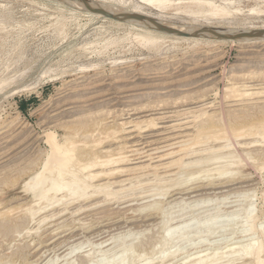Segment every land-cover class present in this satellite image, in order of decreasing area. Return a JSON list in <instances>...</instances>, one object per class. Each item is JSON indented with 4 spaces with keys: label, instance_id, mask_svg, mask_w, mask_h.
I'll return each instance as SVG.
<instances>
[{
    "label": "rangeland",
    "instance_id": "374dc122",
    "mask_svg": "<svg viewBox=\"0 0 264 264\" xmlns=\"http://www.w3.org/2000/svg\"><path fill=\"white\" fill-rule=\"evenodd\" d=\"M107 1L108 3L113 2ZM135 1L138 3V0H134V2L128 0L130 8L135 7L137 4ZM217 3L227 6L231 11L224 22H219L218 19H215V22L213 21L215 23L214 27L220 29V31L234 33L237 30L264 28V0H217ZM170 11H173V9H170ZM136 12L139 15L151 18V20L159 19L158 14L150 12V8L147 6H143L142 10ZM163 20H166V18ZM179 20L178 18L174 19L178 24H181L179 22L183 20ZM150 24L154 25L153 21ZM55 25L58 27L55 28ZM198 27H204V24L203 26L200 24ZM136 32L138 31L131 29L130 25L118 26L116 19L95 14L90 9L79 7L69 1L0 0V207L1 209H3L2 207L12 208L7 217L5 215L0 216V264H73L75 262V264H93L94 262H96L94 264H100L102 260L101 264H104L107 260L118 259L119 261L123 258L121 256L123 253L125 261H128L125 262L126 264H142V260L153 255L154 248L160 254V251H165L164 248L171 244L174 245L171 248L172 250L179 249L178 244H181V242H178L180 239L179 233L176 234L179 237L178 240L176 235L175 240L174 237L167 236L169 226L173 228L174 226H182L183 224L187 226L186 224H188V228L185 229L191 231L193 228L194 233H191L192 237H195V228L208 222L207 220H211L213 225L218 222L213 228L216 230V234L212 233L209 237L207 235L203 236L202 240L206 244L202 241L204 245L201 243L202 246L199 248L193 246L191 248L189 246L191 241L185 244L186 247L189 246L188 248L180 245L181 250H179V253L177 252V259L167 261L166 264H182L194 260V257L198 258L201 255L212 254V252L214 254L216 250L215 253L219 256H222L219 253L228 252V256L225 253V258L222 257L224 259H220L222 260L220 263L224 261V264L226 262H229L228 264H231V262L232 264H241V259L237 258L236 253H234L237 251L235 247L247 244L249 240L251 241L252 238H257L260 235V232L253 235L247 234V232L244 233L248 223L247 218H245L246 214L244 215L245 208L248 207V209H251H249L250 212L254 211L253 213L259 214L257 226H259V229L261 226V229H264V168H260L264 163V144L263 146H244L242 143L253 141L254 137L236 139L232 133L233 131L230 130L231 128L229 129L230 125L237 128L243 124L250 125L259 122L264 124V97L261 94L245 96V100L239 101H244L241 106L240 104H232L238 102H231V98L226 97L233 83H236V86L239 85L241 89L255 88V90H250L251 92L257 91L256 87H260V85L264 86L263 37H256V39H252L253 41L242 40L234 44L232 42H217L213 45L196 47L174 43L175 39H170L166 42L167 44L160 45L158 50H148L136 44L134 39ZM16 34L17 38H15ZM168 35H171V33H168ZM119 38L122 45L116 47V45L110 43L106 48H102L105 39L114 41ZM129 42L135 47L132 45L131 47ZM91 43H95L94 45L97 46L96 51L88 50ZM228 87H230L229 90H227ZM211 100H214V106L208 108L209 112L216 111L218 117L224 119V121L221 120L220 126L217 128L226 127L224 125L226 123L227 133L229 132L230 135L226 133L225 141L223 139L214 143L219 146V143L230 142L228 147L226 146L227 148L218 149L219 152L216 148L211 152L210 150H207V152L200 151L202 154L200 152L194 153V155L188 154L189 156L186 155L184 158L183 167L172 169L173 171H166L160 167L159 170L157 169V174H155L152 168L139 169V172L137 170L135 175L124 177L130 179L124 182L123 186H111L114 191L123 189L116 199H111V196H105L103 193L101 195L104 196L90 201L69 199L67 201L69 203L68 209L64 210L62 214L56 215L57 217L54 216L46 220L48 222L44 221V224L43 222L39 224L41 213L36 220L33 219L34 222L32 221L29 213L30 209H37L40 205H45L46 202L43 200L40 201V204L39 199L36 200L25 189L33 176L43 169L44 163L51 152L47 140L49 132L55 133L61 143L65 141L67 136L74 142L77 149L74 153L77 157L74 167H79L96 156H106L107 154L116 156L120 151L121 144L123 150H129L133 141L141 138L138 135H143L144 140L155 139L160 141L155 147L160 146L159 150L162 151L165 148L161 146L169 142V140L168 142L165 141L166 139L162 140L163 137L174 136L182 132L195 134L194 128L189 126L182 129L185 123L192 125L191 120L193 117L184 119L185 116H182L180 119H178L179 117H170L166 120L158 119L156 120L158 122L157 127L150 130H147L149 129L147 122H141L139 125H136V123L150 116H160L159 114L150 113L185 109L191 106L193 108L194 105H201L202 102ZM21 104L24 105V109L21 108ZM153 109L155 110L153 111ZM147 114L150 115L147 116ZM181 119L186 122L179 124L182 121ZM142 125L143 127H141ZM181 139L183 138H178V140ZM211 141L204 144L199 143L197 144L198 147L195 145V148L202 150L209 145H214ZM261 141L263 142V140ZM86 147H89L90 150ZM81 150L84 151L83 155L80 154ZM228 153H230V156ZM219 155L226 158H220ZM218 157L219 159H217ZM239 158L244 159V162L242 161L243 166L241 164H237L239 166L236 164L231 165L232 162H227L231 159L239 160ZM196 159H202L203 162H206L202 165L199 160L200 164L195 162L194 165L192 161H197ZM216 160H221V162H216ZM158 163L161 162H154V164ZM229 164L230 166H228ZM229 167V171L251 175V180L247 182L250 185L236 189V192L231 193L228 197L226 196L227 192L211 193L207 196L203 195L206 196L205 200L203 198L199 201L196 198H187L188 195L182 196L186 199H183L181 195L180 197L174 195V191H179V186L182 185L179 181L185 183V178L191 180L188 181L189 184H204L220 180L235 185L237 175L233 174L232 177L230 174H225L228 177L219 176L218 170ZM143 170L144 172H142ZM185 174L193 175L196 181L193 176H188V179ZM177 180L181 184L175 183ZM105 181L107 182L108 179L97 180L95 183ZM173 181H175V185ZM169 182L176 186V189H171L174 186H170ZM184 185L180 187H185ZM166 186L167 188H165ZM132 187L134 191L131 189ZM243 188L245 192L242 190L240 193ZM165 189L170 192L168 190V193L164 192ZM208 190L215 191V189ZM227 198L229 200L227 202L231 201L230 203L223 202ZM92 204H95L92 206L93 209L89 207L85 211L84 209L78 210L80 205L89 206ZM64 207L65 204L61 205L60 203L54 209H49L43 214L54 211L59 212ZM151 207L152 209H150ZM146 217L147 219L150 218L149 221H145ZM172 217L173 219H171ZM133 218H138L140 221L127 224L126 221ZM212 218L215 220H212ZM199 222L200 224H198ZM16 224L21 228H18ZM219 224L220 227H218ZM221 224H224V227ZM60 225H63V227ZM58 227L60 228L57 229ZM220 228L222 229L219 230ZM58 232H63V234ZM59 236L63 237L56 239ZM165 236L169 238L167 240H165L166 238L163 239ZM195 238L199 240L197 237ZM169 239H173L177 243ZM193 239H191L192 242ZM53 240L56 241L50 245L49 242ZM67 240L70 242H66ZM81 240H84L82 246L74 247V244ZM102 241H108V244H101ZM211 242L214 244H210ZM47 243L48 245H46ZM168 243L169 245H167ZM183 247L185 249H182ZM50 248L56 250H52L51 254L45 259L37 260L43 251ZM127 248H130V251ZM73 249H76V251L71 253ZM124 250L125 252H123ZM209 251L210 253H208ZM232 254L235 258L230 256ZM157 256L159 254L155 257ZM226 258L227 260H225ZM50 259L52 261H49ZM234 259L238 260L235 261ZM118 261L116 260V263ZM158 261L155 260V264H163Z\"/></svg>",
    "mask_w": 264,
    "mask_h": 264
},
{
    "label": "bare ground",
    "instance_id": "6f19581e",
    "mask_svg": "<svg viewBox=\"0 0 264 264\" xmlns=\"http://www.w3.org/2000/svg\"><path fill=\"white\" fill-rule=\"evenodd\" d=\"M60 1H69L71 2L72 4H75V5H78L79 7H84V8H88L90 9V7H99V8H102L104 9L105 11H110L112 13H125V12H129V13H132L134 15H139L137 14V10H142V7L143 6H147L148 8H150V12H156V14H158V18L159 19H156V20H159V22H161L164 26L166 27H169L171 29H174L176 31H180L182 32L181 34L180 33H171V35H168L169 32L167 31H162V30H159L157 28V26L154 24H150L151 22V18H147L145 16H142V18H137V17H128V18H123V19H118V18H114L116 19L117 21V25L118 26H125V25H130L131 29H135L137 30L138 32H136L134 34V39L136 40V44H138V46L142 47V48H146L148 50H158L160 48V45L162 44H167L166 42L170 41L171 40H174V43H182V44H187L189 46H192V47H196V46H200V45H213L214 43H219V42H232L233 44L234 43H237V42H241L242 40H246V41H251L252 39H256V37H258L257 35H260V34H257V33H254L253 35H250V36H245V38H239V39H230V40H223V39H220L219 37H217L216 35H214L213 33H211L210 31H207L210 27H214L215 26V19H218L219 22H224L231 14V11L229 10V8L227 6H223L221 4H218L217 3V0H138V3L135 5V7L133 6V8H130V6L128 5V0H109L110 2L113 1L112 3H108L107 0H88L89 3L87 2H84L83 0L80 1V0H60ZM91 1V2H90ZM230 1V0H228ZM134 2V0H133ZM223 2V1H222ZM234 2V1H233ZM238 2V1H237ZM225 3V2H224ZM228 3V2H227ZM141 4H143V6H141ZM116 6V7H115ZM170 9H173V11H170ZM152 10V11H151ZM90 11L94 12L95 14H100V15H104L103 13H101L100 11H95L93 9H90ZM234 11V10H233ZM251 13V12H250ZM106 16V15H104ZM252 16V15H251ZM103 17V16H102ZM108 17V16H106ZM110 18V17H109ZM112 18V17H111ZM166 20H163L165 19ZM175 18H178L180 20H183L179 23L181 24H178L177 21H174ZM142 19V20H141ZM143 20H146V21H143ZM179 20V21H180ZM229 20V19H228ZM232 20V19H231ZM214 21V22H213ZM115 22V21H113ZM177 22V23H176ZM228 22V21H227ZM230 22V21H229ZM116 23V22H115ZM231 23V22H230ZM203 26L204 24V27H198V25L200 26ZM59 25V24H58ZM58 27V26H57ZM56 25H55V28H57ZM23 28V27H22ZM54 28V29H55ZM59 28H61L59 26ZM63 28V27H62ZM216 28V27H214ZM2 29V28H1ZM201 29V31H200ZM264 29V28H263ZM4 30V29H3ZM21 30V29H20ZM18 30V31H20ZM61 30V29H60ZM220 30V29H219ZM5 31V30H4ZM105 31V30H104ZM200 31L197 35H193L194 32H198ZM6 32V31H5ZM57 32V31H56ZM60 32V31H59ZM184 32V33H183ZM225 32V31H223ZM236 32V31H234ZM4 33V32H2ZM17 33V32H16ZM23 33V32H22ZM104 33V32H103ZM121 33V32H120ZM8 34V33H7ZM18 34V33H17ZM17 34H16V37L17 38ZM124 33H122L123 35ZM20 35V34H18ZM105 35V34H104ZM125 35V34H124ZM14 36V35H13ZM120 36V35H119ZM131 36V34H130ZM21 37V35H20ZM126 37V35H125ZM263 39H264V35H262ZM103 38V36H102ZM101 38V39H102ZM121 38V37H120ZM120 38L119 39H113L114 41H112V39H109V40H106L105 39V43L103 44L102 48H106L110 43L111 44H114L117 46H120L122 45L121 41H120ZM10 39H11V36H10ZM123 39V38H122ZM183 39V40H181ZM4 40V39H2ZM18 40V39H17ZM22 40V39H21ZM111 40V41H110ZM124 40V39H123ZM122 40V41H123ZM133 40V39H131ZM252 40V41H253ZM6 41H8L6 39ZM13 41V40H12ZM16 41V40H15ZM127 41V40H126ZM129 41V40H128ZM5 42V41H4ZM101 42V41H100ZM99 42V43H100ZM3 43V42H1ZM15 43V42H14ZM21 43V42H20ZM124 43V42H123ZM130 43V46H134L133 44ZM128 43V44H129ZM135 43V42H134ZM10 44V43H8ZM95 44V43H94ZM94 44H90L89 47H88V50L92 49L94 51H96V45ZM135 44V45H136ZM5 45V44H4ZM12 45V44H11ZM10 45V46H11ZM97 45H98V42H97ZM222 45V44H221ZM13 46V45H12ZM15 46V45H14ZM131 46V47H132ZM135 47V46H134ZM219 47V46H218ZM11 48V47H9ZM164 48H165V45H164ZM163 48V49H164ZM211 48V47H210ZM8 49V47H7ZM121 49V48H120ZM6 50V49H5ZM124 50V49H123ZM198 50V49H197ZM10 51V50H9ZM128 51V50H127ZM162 51V50H161ZM7 52V51H6ZM160 52V51H159ZM167 52V51H166ZM197 52V51H195ZM165 53V52H164ZM190 53V52H189ZM4 55V54H3ZM9 55V54H8ZM169 56V55H168ZM172 56V55H171ZM190 56V55H189ZM116 62V61H115ZM240 65V64H239ZM251 65V64H250ZM254 72V70H253ZM252 72V73H253ZM263 72V71H262ZM250 73V71H249ZM251 73V74H252ZM245 74V73H244ZM257 74V73H256ZM260 74V73H259ZM249 75V74H248ZM253 75V74H252ZM264 75V74H263ZM240 76V75H239ZM243 76V75H242ZM250 76V75H249ZM248 76V77H249ZM255 76V75H254ZM261 76V75H260ZM259 77V76H258ZM246 78H247V75H246ZM252 78V77H251ZM257 78V77H256ZM235 79V78H234ZM254 79V78H253ZM236 83H233V85H231V88L228 87L227 90H229L230 88V92L227 94L226 97H230L231 99V102H238V103H232V104H240L241 106V103L244 102H239L240 100H243L245 98V96L247 97L248 95H252V94H261L263 95L264 97V86L262 87L260 85V87H256L258 90L257 91H254V92H251L250 90H255V88H249V89H241L238 86L235 85ZM257 84H259L257 82ZM256 84V85H257ZM261 84V83H260ZM226 94V93H225ZM260 95V96H261ZM202 96V95H201ZM224 96V95H223ZM258 97V96H256ZM247 99V98H246ZM264 99V98H263ZM245 100V99H244ZM225 101V100H224ZM228 101V100H227ZM254 101V100H253ZM218 102V101H217ZM256 102V101H255ZM264 102V101H263ZM194 103V102H193ZM157 104V103H156ZM216 104V103H215ZM163 105V104H162ZM160 105V106H162ZM219 105V104H218ZM217 105V106H218ZM223 105V104H222ZM247 105V104H246ZM146 106V105H145ZM144 106V107H145ZM153 106V105H152ZM200 106V107H199ZM214 106V100H211V101H204L201 103V105H194L193 108H185V109H171V110H168V111H160V112H154V113H150V114H159L160 116L158 117H154V116H150L149 118H144V120L139 121L137 122L136 120V125H139L141 122H147V127H149V129L147 130H150V129H155L158 125V122H156V120L158 119H165L166 118H170V117H179L178 119H180V117L182 116H185V118H189V117H193V119L191 120L192 122V125H187V123H185L183 121V119H181L182 121L179 123V124H183V122L185 123L184 124V127L182 129H185L187 128L188 126L191 127V128H194L195 130V134L192 133H178L174 136H166V137H163V139H166L165 141L169 142L161 147L165 148L164 150L160 151L159 147H155V145L160 142L158 140H155V139H151V140H144V136L143 135H138V137H141L139 139H137L136 141H133V143L130 145V149L129 150H123V146L122 144L120 145V151L117 153V155H113V154H107L106 156H96L94 158H91L90 160L84 162L83 164H81L79 167H74L76 165L75 161L77 159L76 155L74 154L75 153V150L76 147H75V144L74 142L67 136L65 138V141L64 142H60V140H58V137L55 133L53 132H49L47 134V140L50 144V147H51V152L50 154L48 155V159L45 161L44 163V166H43V169L36 173L34 176H33V179H31V181L28 183V186L26 187L25 191L32 194L33 197L38 200L39 199V203L41 204L40 201H43L45 200L46 204L45 205H40L37 209H30V216L32 217V221L33 219L36 220L37 219V216L38 215H41L40 219H39V224H41V222H43L44 224V221L48 220L49 218H52L58 214H62V212L64 210H67L68 209V205L69 203L67 202L69 199H76L77 201L78 200H82V201H90V200H93L97 197H102V196H111V199L113 198H118V194H120V192L123 190H113V188H111V186H114V185H124V182H126L128 179L130 178H124L125 176H129V175H132L137 172H139V169H144V168H152L154 170V173L157 174V169L158 168H164L166 171H170L172 169H175L177 167H183V163H185L184 161V158L185 156H189L188 154H193L194 153H197V152H202V151H205L207 152V150L210 152L213 150V149H216L217 148V151L218 149H221V148H224V147H228V145L230 144V142H226L225 144H220L219 143V146L215 145V141H220V140H223L225 141L226 139V136L225 135L227 133V125L226 123L224 124L226 127H219L217 128L219 125V123H221V120L222 118L221 117H218V112L216 111H213V112H209V107H213ZM148 107V106H147ZM159 107V106H158ZM150 108V107H149ZM161 108V107H160ZM165 108V107H164ZM222 108V106H221ZM134 109V108H133ZM146 109V108H145ZM159 109V108H158ZM216 109V108H215ZM139 110H141L139 108ZM143 110V108H142ZM155 109H153L154 111ZM224 110V109H223ZM239 111V110H238ZM110 112V111H109ZM244 112V111H243ZM249 113V112H248ZM123 114V113H122ZM150 114H147V116H149ZM224 114V112H223ZM237 114V113H236ZM117 115V114H116ZM121 115V114H120ZM162 115V116H161ZM229 115V114H228ZM224 116V115H223ZM119 117V116H117ZM225 118V117H224ZM239 118V117H238ZM241 118V117H240ZM244 118H246L244 116ZM125 119V118H124ZM133 119V118H132ZM177 119V120H178ZM264 119V118H263ZM116 120V119H115ZM235 120V119H234ZM189 121V120H188ZM224 121V119L222 120ZM261 121V120H260ZM263 121V120H262ZM174 122V121H173ZM190 122V121H189ZM224 123V122H223ZM228 123V122H227ZM135 124V123H134ZM143 124V123H142ZM146 124V123H145ZM144 124V125H145ZM229 124V123H228ZM176 125V124H175ZM181 126V125H180ZM229 126V125H228ZM233 125H230L229 129L232 130L234 136L236 137V139H247L249 137H254L253 141H248V142H245L244 144L242 143V145L244 146H256V145H262L264 144V124H262V122H259L258 124H243L241 125L240 127H236L237 128H234L232 127ZM143 127V125L141 126ZM146 127V126H145ZM179 127V125H178ZM176 127V128H178ZM126 128V127H125ZM146 130V132H147ZM77 131V130H76ZM144 131V129H143ZM136 132V131H135ZM169 132V131H168ZM181 132V131H180ZM78 133V132H77ZM80 133V132H79ZM143 133V132H142ZM229 133V132H228ZM227 133V134H228ZM131 134V133H130ZM153 134V133H152ZM77 135V134H76ZM90 135V134H89ZM159 135V134H157ZM156 135V136H157ZM229 135V134H228ZM232 135V134H231ZM87 136V135H86ZM191 136V138H190ZM193 136V137H192ZM230 136V135H229ZM60 137V136H59ZM84 137V136H83ZM147 137V136H146ZM188 137V138H186ZM73 138V137H72ZM76 138V136H75ZM169 138V139H168ZM178 138H183L181 140H178ZM228 138V137H227ZM86 139V138H85ZM235 139V138H233ZM235 139V140H236ZM212 140V141H211ZM260 140H263V142ZM213 142L214 145H207L208 147L204 148V149H197L195 148L197 146V144L199 143H209V142ZM229 141V140H228ZM231 141V140H230ZM242 141V140H241ZM126 142V141H125ZM215 142V143H214ZM233 142V141H231ZM235 142V141H234ZM262 144H260V143ZM116 143V142H115ZM114 143V144H115ZM229 143V144H228ZM238 143V142H237ZM236 143V144H237ZM117 144V143H116ZM119 144V143H118ZM127 144V143H126ZM129 145V144H128ZM196 145V146H195ZM202 145V144H201ZM238 145V144H237ZM240 144V146H242ZM98 146V145H96ZM95 146V148H96ZM110 146V145H109ZM125 146V145H124ZM198 147V146H197ZM226 147V148H227ZM233 147V146H232ZM230 147V148H232ZM87 148V147H86ZM94 148V150H95ZM104 148V147H103ZM113 148V147H112ZM127 148V147H126ZM87 149L90 150V148L88 147ZM92 149V148H91ZM98 149V148H97ZM100 149V148H99ZM109 149V148H108ZM49 150V149H48ZM264 150V149H263ZM215 151V150H214ZM191 152V153H190ZM200 152V153H201ZM209 152V153H210ZM219 152V151H218ZM199 153V154H200ZM214 153V152H213ZM249 153V152H248ZM80 154L83 155L84 154V151H80ZM158 154V155H156ZM198 154V155H199ZM202 154V153H201ZM200 154V155H201ZM204 154V153H203ZM206 154V153H205ZM230 153H228L229 155ZM233 154V153H231ZM251 154V153H249ZM47 155V154H46ZM199 155V156H200ZM227 155V154H226ZM196 156V155H195ZM213 156V155H212ZM220 156V155H219ZM225 156V155H224ZM230 156V155H229ZM232 156V155H231ZM248 156V154H247ZM251 156V155H250ZM191 157V155H190ZM217 157V156H216ZM237 157V156H236ZM46 158V157H45ZM212 159V157H210ZM214 158V156H213ZM220 158H223L222 156H220ZM226 158V157H224ZM223 158V159H224ZM231 158V157H230ZM233 158V157H232ZM206 159V158H205ZM216 159V158H215ZM214 159V161H215ZM219 159V157L217 158ZM251 159V158H250ZM45 160V159H44ZM197 160V159H196ZM200 160V161H199ZM197 161H192V163H194L195 165V162L199 163L201 162L202 163H205L202 161V159H199ZM222 160V159H221ZM220 161H217L216 162H221ZM244 159H240L239 160L237 159H231V160H228L227 162H232L231 165H237V164H244L243 161ZM146 161H148V163H146ZM199 161V162H198ZM208 161H210L208 159ZM223 161V160H222ZM243 161V162H242ZM154 162H161V163H158V164H154ZM191 163V162H190ZM191 163V164H192ZM196 163V164H197ZM213 163V162H212ZM262 163V162H261ZM183 164V165H182ZM189 164V163H188ZM187 164V165H188ZM200 164V163H199ZM210 164H211V161H210ZM215 164V163H214ZM223 164V163H222ZM225 164V163H224ZM227 164V163H226ZM262 167L260 166L261 169L264 168V163H262ZM190 165V164H189ZM203 165V164H202ZM254 165L256 166V164L254 163ZM210 166V165H209ZM224 166V165H223ZM230 166V164L228 165ZM239 166V165H237ZM243 166V165H242ZM202 167V166H201ZM259 168V169H260ZM181 169V168H180ZM230 167L229 168H226V169H223V170H218L219 171V176L221 175H224V176H227L228 174H230V176L232 177V175H237V182H235L233 184H227V182H223V181H218V182H209V183H204V184H196V183H191L189 184V177L188 176H191V175H186L188 177L189 180H186V178L184 179L185 183H183L182 181H179L182 183V185H184L185 187H180L182 185L179 186V191H174V195H181V197L183 195L187 196V198H196V200H200V199H203L205 200L207 194H211V193H223V192H227V197L228 195H230L231 193H235L236 189H239L241 187H244V186H248L250 185L249 182L251 179V175L249 176L248 175H245V174H241L240 172H237V171H229ZM233 169V168H232ZM159 170V169H158ZM179 170V168H178ZM202 170V169H201ZM173 171V170H172ZM176 171V170H175ZM47 172H49V174H47ZM144 172V170L142 171ZM149 173V172H148ZM153 173V174H154ZM166 173V172H165ZM164 173V174H165ZM169 173V172H168ZM167 173V174H168ZM171 173V172H170ZM240 173V174H239ZM150 174V173H149ZM161 174V173H159ZM166 174V175H167ZM173 174V173H171ZM227 174V175H225ZM239 174V176H238ZM148 175V174H147ZM218 175V174H217ZM146 176V175H145ZM158 176V175H156ZM160 176V175H159ZM193 176V175H192ZM191 176V177H192ZM205 176V175H204ZM213 176V175H212ZM217 176V177H219ZM220 176V177H221ZM133 177V176H132ZM194 177V176H193ZM206 177V176H205ZM228 177V176H227ZM234 177V176H233ZM180 178V177H179ZM183 178V177H182ZM200 178V177H198ZM208 178V177H207ZM206 178V179H207ZM216 178V177H215ZM103 179H108V181L106 182H103V183H98L96 184L95 181L97 180H103ZM113 179V181L110 182V180ZM140 179V178H139ZM176 179V178H175ZM195 179V177H194ZM203 179V178H202ZM219 179V178H218ZM138 180V179H137ZM179 180V179H178ZM178 180L175 182L173 181V183H179ZM210 180V179H209ZM235 180V179H234ZM129 181V180H128ZM191 181V180H190ZM196 181V179H195ZM226 181V179H225ZM99 182V181H98ZM131 182V181H130ZM155 183V182H154ZM167 183V182H166ZM170 183V182H169ZM174 183V185H175ZM179 183V184H181ZM188 183V184H186ZM232 183V182H230ZM163 184V183H161ZM171 184V183H170ZM206 184V185H205ZM241 184V185H240ZM244 184V185H242ZM134 185V184H133ZM132 185V186H133ZM166 185V184H165ZM173 184H171L170 186H172ZM173 185V186H174ZM178 186V184H177ZM25 187V186H24ZM140 187V186H139ZM169 187V186H168ZM130 188V186H129ZM128 188V189H129ZM135 188V187H134ZM162 188V187H161ZM167 188V186L165 187ZM171 188V187H170ZM176 189V186H174L173 188L171 189ZM133 189V187L131 188ZM208 189H215V191H209ZM250 189V188H249ZM136 190V189H135ZM160 190V189H159ZM164 190V188H163ZM166 190V189H165ZM168 190V189H167ZM164 191L166 193H168V191ZM220 190V191H219ZM243 190L244 191V188L240 190V193L241 191ZM246 190V189H245ZM251 190V189H250ZM249 190V191H250ZM134 191V189H133ZM161 191V190H160ZM253 191V190H252ZM251 191V192H252ZM124 192V191H123ZM144 192V191H143ZM156 192V191H155ZM170 192V191H169ZM101 193H103L101 195ZM247 193V191H246ZM245 193V194H246ZM125 194V193H124ZM160 194V193H159ZM163 194V193H162ZM170 194V193H169ZM61 195V196H60ZM164 195V194H163ZM166 195V194H165ZM172 195V194H171ZM203 195H206V196H203ZM216 195V194H215ZM225 195V194H224ZM248 195V194H247ZM60 196V197H59ZM138 196V195H137ZM158 196V195H157ZM202 196V197H201ZM218 196V195H217ZM238 196V195H237ZM240 196V195H239ZM243 196V195H242ZM146 197V196H145ZM165 197V196H164ZM177 197V196H176ZM199 197V198H197ZM210 197V196H209ZM225 197V196H224ZM231 197V196H230ZM248 197V196H247ZM254 197V196H253ZM104 198V197H103ZM158 198V197H157ZM162 198V197H161ZM183 198V197H182ZM185 198V197H184ZM183 198V199H184ZM211 198V197H210ZM106 199V198H105ZM166 199V198H165ZM172 199V197H171ZM176 199V198H175ZM186 199V198H185ZM240 199V198H239ZM245 199V198H244ZM251 199V198H250ZM182 200V199H181ZM192 200V199H190ZM249 200V198H248ZM184 201V200H182ZM194 201V200H193ZM210 201V200H209ZM229 201L228 198L227 200L223 201V202H227ZM72 202V201H71ZM101 202V201H100ZM105 202V201H104ZM155 202V201H154ZM161 202V201H160ZM181 202V201H180ZM231 202V201H230ZM230 202H227V203H230ZM234 202H237V201H234ZM241 202V201H240ZM248 202V201H247ZM2 203V202H1ZM62 204H65V207L59 211V212H52V213H45L43 214L44 212H47L49 211V209H54L55 207L58 206V204L60 205ZM68 203V204H66ZM97 203V202H96ZM95 203V204H96ZM103 203V201H102ZM106 203V202H105ZM134 203V202H133ZM184 203V202H183ZM202 203V202H201ZM205 203V202H204ZM252 203V202H251ZM95 204H92V205H89V206H84V205H80L79 209L78 210H81V209H85L86 208H89V207H92L93 205ZM99 204V203H98ZM236 205V204H235ZM241 205V204H240ZM250 205V204H248ZM247 205V206H248ZM252 205V204H251ZM6 206V205H5ZM121 206V205H120ZM152 206V205H150ZM158 206V205H157ZM230 206V205H229ZM155 207V206H154ZM159 207V206H158ZM251 207V206H250ZM3 209H1L0 207V216H8V212L12 210L11 207H2ZM78 208V207H77ZM217 208V207H216ZM219 208V207H218ZM253 208V207H252ZM93 209V207H92ZM152 209V207L150 208ZM220 209V208H219ZM250 209V208H249ZM245 208V213L244 215L246 214V217L247 218V228L246 230L244 231L247 232V234H254V233H257V232H260V235L257 237V238H252V240L247 243V244H243L242 246L240 247H235V249H237L235 255H237V258L241 259L242 263L241 264H264V229H260L258 228L259 226H257V219L259 218V214L257 213H253L254 211L250 212V210ZM22 210V209H21ZM140 210H143V209H140ZM154 210V209H153ZM194 210V209H193ZM249 210V211H248ZM254 210V209H253ZM18 211V209H17ZM126 211V210H125ZM164 211V210H163ZM222 211V210H221ZM79 212V211H78ZM139 212V210H138ZM153 212V211H152ZM155 212V211H154ZM158 212V210H157ZM68 213V212H67ZM73 213V212H72ZM124 213V212H123ZM141 213V212H140ZM14 214V213H13ZM143 214V213H142ZM218 214V213H217ZM264 214V212H263ZM152 215V214H151ZM165 215V214H163ZM171 215V214H170ZM181 215V214H180ZM211 215V214H210ZM242 215V214H241ZM146 216V215H145ZM144 216V217H145ZM162 216V215H161ZM166 216V215H165ZM173 216V215H172ZM213 216V215H212ZM218 216V215H217ZM221 216V215H219ZM57 217V216H56ZM102 217V216H101ZM153 217V216H152ZM169 217V216H167ZM166 218V217H165ZM6 219H9V218H6ZM55 219V218H54ZM53 219V220H54ZM150 218L147 219L146 217V220L145 221H149ZM173 219V217L171 218ZM211 219V218H210ZM212 220H215L212 218ZM241 220V218H240ZM243 220V219H242ZM77 221V220H76ZM140 221V219H131V220H127V224L128 223H138ZM163 221V219H162ZM169 221V220H168ZM167 221V222H168ZM174 221V220H172ZM203 221H206V220H203ZM208 222H205L203 224H200V222L198 224H200L198 227H196L195 229V237H197V239L199 240H196L195 237H192V233L193 232V228L191 229V231L188 229L186 230L185 228H188L187 226H189L188 224H186L187 226H174L173 228H171V226H169L168 224V234L167 236L169 237H174L173 239L175 240L176 238V234H178V236L180 237L179 241L178 242H181V244H178V248L179 249H175V250H172L171 248L174 247V245H171L170 246H167L169 245V243L166 245L167 248L165 247V251L163 250L160 251L161 254L159 253V251L157 252V250L154 248L153 250V255L149 256L148 259H144L142 260L141 262H143L142 264H155V260H159L158 262L159 263H163V264H166L167 261H171L173 259H175L177 257V254L179 253V250H181V246H185L186 247V243L188 241H191L189 245L191 248H199L200 246H202V239H203V236L207 235L208 237L210 236V234L212 235V233H215L216 230H214L213 228L215 227L214 225L218 224L215 223L213 225L212 221L210 223L209 220H207ZM218 221V220H217ZM34 222V221H33ZM32 222V223H33ZM48 222V221H46ZM62 222V221H61ZM64 222V221H63ZM144 222V221H143ZM165 222V220H164ZM171 222V221H170ZM1 223V222H0ZM22 223V222H21ZM27 223V222H26ZM58 223V222H57ZM56 223V224H57ZM118 223V222H117ZM163 223V222H162ZM169 223V222H168ZM194 223V222H193ZM202 223V222H201ZM4 224V223H3ZM35 224V223H34ZM115 224V223H114ZM153 224V223H152ZM190 224V222H189ZM197 224V223H196ZM212 224V225H211ZM1 225V224H0ZM15 225V224H14ZM17 225V224H16ZM21 225V224H20ZM23 225V224H22ZM65 225V224H64ZM149 225V224H147ZM156 225V224H155ZM193 225V224H192ZM222 225V224H221ZM224 225V224H223ZM222 225V226H223ZM228 225V224H227ZM259 225V223H258ZM262 225V224H261ZM3 226V225H2ZM2 226H1V229H2ZM59 226V225H58ZM63 227V225H60ZM128 226V225H127ZM158 226V225H156ZM155 226V227H156ZM164 226V225H163ZM191 226V225H190ZM197 226V225H196ZM18 227V225H17ZM88 227V226H87ZM131 227V226H130ZM167 227V226H166ZM176 227V228H175ZM218 227H220V224L218 225ZM224 227V226H223ZM226 227V226H225ZM16 228V227H15ZM18 228H21V227H18ZM34 228V227H33ZM60 227H58L57 229H59ZM121 228V226H120ZM158 228V227H157ZM217 228V226H216ZM227 228V227H226ZM32 229V228H31ZM39 229V228H38ZM165 229V228H164ZM222 228H220L219 230H221ZM3 230V229H2ZM8 230V228H7ZM10 230V229H9ZM15 230V229H14ZM148 230V229H146ZM150 230V229H149ZM163 230V229H162ZM214 230V231H213ZM226 230V229H225ZM228 230V229H227ZM25 231V230H24ZM37 231V230H36ZM165 231V230H164ZM218 231V229H217ZM16 232V230H15ZM21 232V230H20ZM56 232V231H55ZM85 232V231H84ZM108 232V231H107ZM235 232V231H234ZM233 232V233H234ZM14 233V231H13ZM12 233V234H13ZM22 233V232H21ZM59 234H63V232H58ZM100 233V232H99ZM104 233V232H103ZM194 233V232H193ZM221 233V232H220ZM166 234V233H165ZM216 234V233H215ZM66 235V234H65ZM176 235V236H175ZM246 235V234H245ZM75 236V235H74ZM177 236V240H178V237ZM255 236V235H254ZM257 236V235H256ZM60 237H63V236H59L57 237L56 239L60 238ZM73 237V236H72ZM71 237V238H72ZM75 237H78V236H75ZM81 237V236H79ZM168 237V238H169ZM207 237V238H208ZM113 238V237H112ZM166 238V239H165ZM166 236L163 237V239L167 240L168 239ZM192 238L193 239V242H192ZM73 239V238H72ZM75 239V238H74ZM111 239V238H110ZM173 239H169V240H172ZM205 239V238H204ZM151 240V239H150ZM164 240V241H165ZM176 240V241H177ZM206 240V239H205ZM245 240V239H244ZM56 240H53L51 242H49V244H53ZM84 241V240H83ZM82 240L77 242L76 244H74L77 248L78 245H81L82 243H84ZM66 242H70V241H66ZM108 242V241H107ZM106 241L103 242V243H107ZM153 242V241H152ZM162 242V241H161ZM168 242H171V241H168ZM175 242V241H173ZM204 242V241H203ZM89 243V242H88ZM177 243V242H175ZM183 243V244H182ZM202 243V244H201ZM206 244V242H204ZM216 243V242H215ZM57 244V243H56ZM64 244V242H63ZM67 244V243H66ZM65 244V245H66ZM108 244V243H107ZM161 244V243H159ZM193 244V245H192ZM210 244H214V243H210ZM48 245V243L46 244ZM119 245V244H118ZM134 245V244H132ZM149 245V244H148ZM181 245V246H180ZM188 245V244H187ZM204 245V244H203ZM43 246V245H42ZM53 246V245H52ZM82 246V245H81ZM106 246V245H105ZM180 246V247H179ZM189 246H187L186 248H188ZM193 246V247H192ZM72 247V246H71ZM97 247V246H96ZM113 247V246H112ZM130 247V246H129ZM134 247V246H132ZM156 247H158L156 245ZM170 247V248H169ZM228 247V246H227ZM100 248V247H99ZM177 248V246H176ZM58 249H59V246H58ZM111 249V248H110ZM128 249V248H127ZM130 249V248H129ZM128 249V251H130ZM158 249V248H157ZM182 249H185L184 247ZM205 249V248H204ZM203 249V250H204ZM208 249V248H207ZM218 249V248H217ZM225 249V248H224ZM230 249V248H229ZM228 249V250H229ZM52 250H56L55 248H50V249H46L45 251H43V253L38 257L37 260H43L45 259L46 257H48L50 254H51V251ZM126 250V249H125ZM125 250L123 252H125ZM132 250V248H131ZM202 250V251H203ZM216 250V249H215ZM234 250V249H233ZM232 250V251H233ZM74 251H76V249L72 250L71 253H74ZM78 251V250H77ZM112 251V250H111ZM134 251V250H132ZM223 251V250H222ZM225 251V250H224ZM96 252V251H95ZM127 252V251H126ZM178 252V253H177ZM181 252V251H180ZM198 252V251H197ZM217 252V250L215 251ZM213 254H205V255H201L199 256L198 258L194 257L193 259L194 260H190L189 262H183L182 264H224L223 262L220 263V259H224L225 256L224 254L228 253L227 251L224 253H219V254H222V256L218 255L217 253ZM219 252V250H218ZM229 252H231L229 250ZM94 253V252H93ZM98 253V252H97ZM104 253V252H103ZM133 253V252H132ZM210 253V251L208 252ZM233 253V254H234ZM68 254V253H67ZM70 254V253H69ZM144 254V253H142ZM140 254V255H142ZM146 254V253H145ZM157 257H155L156 255H158ZM195 254V253H194ZM202 254V253H201ZM231 254V253H229ZM230 255V256H233ZM126 255V253H125ZM128 255V254H127ZM131 255V254H130ZM193 255V254H192ZM196 255V254H195ZM72 256V254H71ZM123 258L120 259L122 261H118V259H112V260H107L105 263L107 264H126L125 262H128V261H125V256H124V253L121 255ZM120 256V258H121ZM144 256V255H143ZM228 256V254H227ZM69 257V256H68ZM90 257V256H89ZM127 257V256H126ZM133 257V256H132ZM137 257V256H136ZM135 257V258H136ZM190 257V256H189ZM188 257V258H189ZM192 257V256H191ZM224 257V258H222ZM43 258V259H42ZM61 258V257H59ZM64 258V257H63ZM141 258V256H140ZM232 258H235L234 256ZM68 259V258H67ZM66 259V260H67ZM92 259V258H91ZM90 259V260H91ZM177 259V258H176ZM187 259V258H186ZM36 260V261H37ZM59 260V259H57ZM71 260V259H70ZM105 260V259H104ZM116 260L118 261L116 263ZM129 260V259H128ZM141 260V259H140ZM219 260V262H218ZM227 260V258L225 259ZM235 261L238 260V259H234ZM49 261H52V259H50ZM75 261V260H74ZM96 261V260H95ZM103 261V260H102ZM102 261H100L102 263ZM130 261V260H129ZM136 261V260H135ZM177 261V260H176ZM232 261V259H231ZM234 261V262H235ZM35 262V261H34ZM71 262V261H70ZM131 262V261H130ZM33 263V262H32ZM48 263V262H47ZM69 263V262H67ZM76 263V262H75ZM73 263V264H75ZM93 263V262H92ZM96 263V262H94ZM93 263V264H94ZM100 263V264H101ZM104 263V264H105ZM135 263V262H134ZM174 263V262H172ZM229 263V262H228ZM226 262V264H228ZM53 264V263H52ZM72 264V263H71ZM177 264V263H176ZM232 264V262H231Z\"/></svg>",
    "mask_w": 264,
    "mask_h": 264
},
{
    "label": "water",
    "instance_id": "95a60500",
    "mask_svg": "<svg viewBox=\"0 0 264 264\" xmlns=\"http://www.w3.org/2000/svg\"><path fill=\"white\" fill-rule=\"evenodd\" d=\"M84 2H88V0H83ZM90 9H93L95 11H100L101 13H103L104 15L108 16V17H112V18H118V19H123V18H128V17H137V18H142V15H134L132 13L129 12H125V13H112L110 11H105L102 8L99 7H90ZM151 21H153V23L157 26V28L159 30L162 31H167L169 33H182L180 31H176L174 29H171L169 27L164 26L161 22L152 19ZM201 31V29H200ZM200 31L198 32H194L193 35H197ZM207 31H210L211 33H213L214 35H216L217 37H219L220 39H239V38H243L245 36H250L253 35L254 33L260 34L257 35L258 37H262V35H264V29H257V30H240V31H236L234 33H230V32H223L220 31L217 28L214 27H210ZM184 33V32H183Z\"/></svg>",
    "mask_w": 264,
    "mask_h": 264
},
{
    "label": "trees",
    "instance_id": "16d2710c",
    "mask_svg": "<svg viewBox=\"0 0 264 264\" xmlns=\"http://www.w3.org/2000/svg\"><path fill=\"white\" fill-rule=\"evenodd\" d=\"M21 108L24 109V105L23 104H21Z\"/></svg>",
    "mask_w": 264,
    "mask_h": 264
}]
</instances>
